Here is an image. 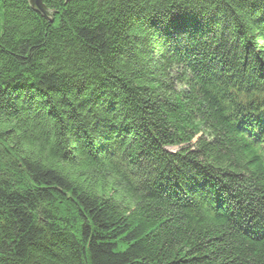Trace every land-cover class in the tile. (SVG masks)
Here are the masks:
<instances>
[{
	"label": "trees",
	"instance_id": "16d2710c",
	"mask_svg": "<svg viewBox=\"0 0 264 264\" xmlns=\"http://www.w3.org/2000/svg\"><path fill=\"white\" fill-rule=\"evenodd\" d=\"M0 0V264H264V0Z\"/></svg>",
	"mask_w": 264,
	"mask_h": 264
},
{
	"label": "water",
	"instance_id": "95a60500",
	"mask_svg": "<svg viewBox=\"0 0 264 264\" xmlns=\"http://www.w3.org/2000/svg\"><path fill=\"white\" fill-rule=\"evenodd\" d=\"M35 10L41 13L47 19H52V12L47 9L43 3V0H30Z\"/></svg>",
	"mask_w": 264,
	"mask_h": 264
}]
</instances>
